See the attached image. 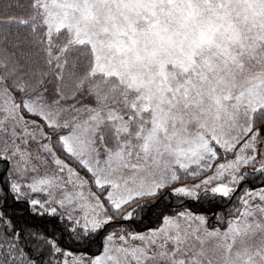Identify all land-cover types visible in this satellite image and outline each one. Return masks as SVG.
<instances>
[{"label":"snow or ice","instance_id":"obj_1","mask_svg":"<svg viewBox=\"0 0 264 264\" xmlns=\"http://www.w3.org/2000/svg\"><path fill=\"white\" fill-rule=\"evenodd\" d=\"M0 264H264V0H0Z\"/></svg>","mask_w":264,"mask_h":264}]
</instances>
